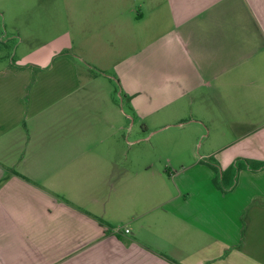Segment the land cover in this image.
I'll return each instance as SVG.
<instances>
[{"label":"crops","instance_id":"0c3cea01","mask_svg":"<svg viewBox=\"0 0 264 264\" xmlns=\"http://www.w3.org/2000/svg\"><path fill=\"white\" fill-rule=\"evenodd\" d=\"M60 5L58 24L89 29L96 61L128 47L120 74H99L119 79L129 110L185 102L202 151L163 170L118 153L107 131L135 115L95 87L93 66L81 76L83 48L21 54L0 70V264H264V0ZM109 183L122 217L97 196Z\"/></svg>","mask_w":264,"mask_h":264},{"label":"rangeland","instance_id":"374dc122","mask_svg":"<svg viewBox=\"0 0 264 264\" xmlns=\"http://www.w3.org/2000/svg\"><path fill=\"white\" fill-rule=\"evenodd\" d=\"M59 1L0 0V70L9 66L21 54H28L32 51L36 52V49H40V45L44 44L48 47H58L60 49L62 44L68 42L70 48H62L61 50L76 52V49L79 50L82 47L86 52L87 57L84 56L86 60L76 62L80 71L82 70L81 76L86 74L84 72V69H87L85 67L86 64L93 66V72L97 74L100 72L113 76H117L118 73L120 74L115 60L117 59L118 52H123L128 47H121L120 50L114 52L113 57H102L96 61V59H93L89 55L90 51H87L88 47L86 48L82 43L88 37L89 29L80 30L73 27L65 29L64 25L58 24V9L62 6H59ZM166 25L167 23L164 21L163 29ZM83 79L85 80V78ZM117 80L119 79L116 77L108 79L103 78L99 74L94 85H96L95 87H106L109 91L114 92V97L117 101L123 103L124 110L135 115H131L129 120L127 119L125 125L120 127V129L107 131L108 134H113L111 135L112 139L117 138L116 136L120 138V140L117 138V145L113 144L114 149L118 153L125 154L128 152L135 156L145 157L146 160L155 161V165L160 166L161 170H163L169 164L168 162H186L191 156H197L196 152L202 151V147H199L200 141H195L194 138L187 136L188 133H192L190 128L192 124L185 122V120L190 118V113L185 102L181 103L184 107H181L179 110L163 111L159 109L151 113H145L142 118H139L135 110H129L130 107L132 108V96H125ZM135 98L138 101H145L148 99V95L136 93ZM91 117L97 122L101 121V117L97 115V112L92 113ZM176 118H181L180 120L183 121L181 126L171 123L177 120ZM163 120L169 124L162 125L164 124L162 123ZM127 140H130L129 145L127 144ZM185 152L187 158L185 157ZM131 161L128 164L125 160L124 162L120 160L119 163L124 168L133 170L137 164L134 163L132 158ZM116 187V184L110 185V183L102 188L99 187L97 196H99L100 201L104 204H108L111 200L114 201V210L111 213L122 217L121 211L126 209V202L117 197V194L114 192V188ZM130 202L132 204V197L130 198Z\"/></svg>","mask_w":264,"mask_h":264},{"label":"trees","instance_id":"16d2710c","mask_svg":"<svg viewBox=\"0 0 264 264\" xmlns=\"http://www.w3.org/2000/svg\"><path fill=\"white\" fill-rule=\"evenodd\" d=\"M237 161H238V159H237ZM237 161H235V163L233 164V165H231L230 167H234V166H236L237 165Z\"/></svg>","mask_w":264,"mask_h":264},{"label":"built area","instance_id":"2783aa9c","mask_svg":"<svg viewBox=\"0 0 264 264\" xmlns=\"http://www.w3.org/2000/svg\"><path fill=\"white\" fill-rule=\"evenodd\" d=\"M126 231H128V230L126 229Z\"/></svg>","mask_w":264,"mask_h":264}]
</instances>
